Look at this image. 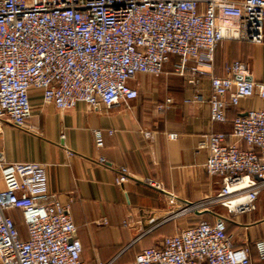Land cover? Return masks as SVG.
<instances>
[{
    "label": "built area",
    "instance_id": "2783aa9c",
    "mask_svg": "<svg viewBox=\"0 0 264 264\" xmlns=\"http://www.w3.org/2000/svg\"><path fill=\"white\" fill-rule=\"evenodd\" d=\"M226 40L264 41V0H0V122L26 127L32 90L60 111L79 104L94 111L128 106L138 98L130 83L140 75H162L174 58L172 73L194 86L186 102L202 98L199 87L207 80L211 119L227 123V110L243 100L264 103V82L246 78L240 62L224 77L214 74L216 49ZM172 105L168 98L154 110L164 114ZM231 124V134H206L197 147L208 152V175L220 178L217 195L185 202L178 215L203 216L218 204L228 213L255 210L264 192V104ZM94 138L102 148L104 133L96 131ZM1 171L0 264H88L70 206L49 191L46 165L12 163ZM117 171V185L131 178L127 168ZM144 182L164 190L158 181ZM237 200L242 203L233 206ZM14 211L23 214L25 239ZM254 247L264 261V239ZM135 264H252V258L247 247L233 245L225 219L217 216L141 251Z\"/></svg>",
    "mask_w": 264,
    "mask_h": 264
},
{
    "label": "crops",
    "instance_id": "0c3cea01",
    "mask_svg": "<svg viewBox=\"0 0 264 264\" xmlns=\"http://www.w3.org/2000/svg\"><path fill=\"white\" fill-rule=\"evenodd\" d=\"M175 61L166 64L160 76L140 75L132 81L138 98L128 106H102L94 111L79 104L60 111L32 90V116L26 127L0 122V190L4 189L1 167L5 164H45L49 191L70 206L83 246L82 260L88 264H135L141 251L161 246L166 238L201 219L212 223L217 216L225 219L233 245L247 247L252 264H264L254 247L264 239V192L251 212L228 213L223 207L216 212L213 207L212 213L203 216L178 215L185 202L215 197L219 191L220 178L209 176L205 169L208 152L197 148L202 136L231 134L236 116L264 103L259 98L243 100L227 110V123L214 122L209 82L200 85V100L186 102L194 86L172 73ZM234 62L241 63L246 78L264 82V41H222L215 52L214 74L226 76ZM168 98L173 100L172 107L164 114L155 112V105ZM99 130L104 133L102 148L94 138ZM169 134L177 138L170 140ZM232 143L247 148L243 142L232 139ZM100 157L105 164L99 163ZM122 167L131 178L117 185V169ZM146 179L160 182L164 190L148 185ZM12 216L21 237L27 238L22 212L14 211Z\"/></svg>",
    "mask_w": 264,
    "mask_h": 264
},
{
    "label": "rangeland",
    "instance_id": "374dc122",
    "mask_svg": "<svg viewBox=\"0 0 264 264\" xmlns=\"http://www.w3.org/2000/svg\"><path fill=\"white\" fill-rule=\"evenodd\" d=\"M221 207H222V206H220V205L218 204V205H215V206H214V209H215L216 212H221V211H223V210L220 209Z\"/></svg>",
    "mask_w": 264,
    "mask_h": 264
},
{
    "label": "bare ground",
    "instance_id": "6f19581e",
    "mask_svg": "<svg viewBox=\"0 0 264 264\" xmlns=\"http://www.w3.org/2000/svg\"><path fill=\"white\" fill-rule=\"evenodd\" d=\"M242 203V200H237V201H235L234 203H233V206L234 205H237V204H241Z\"/></svg>",
    "mask_w": 264,
    "mask_h": 264
}]
</instances>
